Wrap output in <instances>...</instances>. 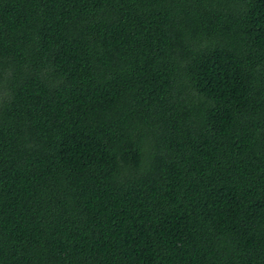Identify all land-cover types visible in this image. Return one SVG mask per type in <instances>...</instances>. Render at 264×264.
<instances>
[{
    "label": "trees",
    "instance_id": "16d2710c",
    "mask_svg": "<svg viewBox=\"0 0 264 264\" xmlns=\"http://www.w3.org/2000/svg\"><path fill=\"white\" fill-rule=\"evenodd\" d=\"M0 264H264V0H0Z\"/></svg>",
    "mask_w": 264,
    "mask_h": 264
}]
</instances>
